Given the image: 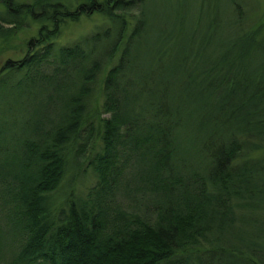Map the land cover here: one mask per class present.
<instances>
[{"label": "trees", "instance_id": "obj_1", "mask_svg": "<svg viewBox=\"0 0 264 264\" xmlns=\"http://www.w3.org/2000/svg\"><path fill=\"white\" fill-rule=\"evenodd\" d=\"M149 1L0 0L23 50L0 65V264H264L238 228L264 201V40L197 16L148 43Z\"/></svg>", "mask_w": 264, "mask_h": 264}, {"label": "rangeland", "instance_id": "obj_2", "mask_svg": "<svg viewBox=\"0 0 264 264\" xmlns=\"http://www.w3.org/2000/svg\"><path fill=\"white\" fill-rule=\"evenodd\" d=\"M17 2H28L31 0H15ZM239 5L235 4V8L241 10L240 17L234 20L236 24H232L231 20L236 15L233 5L229 4V0H150L142 8V13L147 18L146 33L148 43L162 33L179 34L181 26H187L191 19L201 16L202 28L209 29L210 24L218 21L221 24L217 27L216 33L221 36L225 31L234 32V29L248 31L253 33V37L257 40H264V0H234ZM1 9V5H0ZM136 9L124 14L128 23L136 17ZM105 20L98 13H90L80 15L76 21H68L59 27V33L55 37V43L58 45H71L80 37H83L90 32L100 29L105 26ZM35 25H31L30 30H21L7 41L10 45H23L24 40L33 34ZM212 27V25H211ZM3 41H0V65L5 58H18L23 50H12L2 48ZM145 45L143 42L142 48ZM156 47L153 43L150 46L144 47L147 51H151ZM137 51L141 54V43L137 46ZM27 100L26 97L23 98ZM27 117L26 110L21 111ZM264 151L255 153L261 155ZM94 176L91 172L81 174L74 184V189L77 192L84 193L86 188L94 182ZM1 204V201H0ZM260 210H250L246 212V222L239 224L238 228L242 232L245 240L251 238L254 244L260 245L259 254L264 257V201L261 203ZM3 211L0 210V224L3 225L5 220ZM245 243V242H244ZM240 245H244L241 243Z\"/></svg>", "mask_w": 264, "mask_h": 264}]
</instances>
